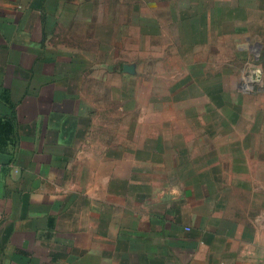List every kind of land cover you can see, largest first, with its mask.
<instances>
[{
	"label": "crops",
	"instance_id": "1",
	"mask_svg": "<svg viewBox=\"0 0 264 264\" xmlns=\"http://www.w3.org/2000/svg\"><path fill=\"white\" fill-rule=\"evenodd\" d=\"M0 264H264V0H0Z\"/></svg>",
	"mask_w": 264,
	"mask_h": 264
},
{
	"label": "built area",
	"instance_id": "2",
	"mask_svg": "<svg viewBox=\"0 0 264 264\" xmlns=\"http://www.w3.org/2000/svg\"><path fill=\"white\" fill-rule=\"evenodd\" d=\"M1 170H2V166H1V164H0V174H1Z\"/></svg>",
	"mask_w": 264,
	"mask_h": 264
}]
</instances>
